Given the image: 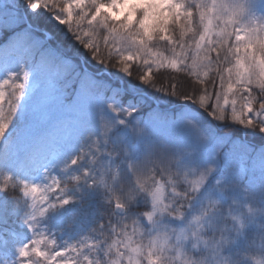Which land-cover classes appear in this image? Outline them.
I'll list each match as a JSON object with an SVG mask.
<instances>
[{"label": "snow or ice", "instance_id": "1", "mask_svg": "<svg viewBox=\"0 0 264 264\" xmlns=\"http://www.w3.org/2000/svg\"><path fill=\"white\" fill-rule=\"evenodd\" d=\"M257 10L264 0H0V54L18 64L0 79V193L11 187L14 201L30 202L23 223L34 232L49 209L77 203L69 190L83 182L103 196L107 220L93 229L99 239L62 249L45 250L56 241L35 232L19 246L5 239L0 264H104L83 254L104 245L105 257L116 253L107 264H122L120 247L129 249L128 264H166L173 235L177 245L191 236L210 249V258L181 253V264H230L222 253L235 239L210 244L202 233L220 229L224 205L249 178L264 203V17ZM96 65L128 81L103 79ZM165 99L175 108L158 103ZM84 133L89 142L67 151ZM13 158L62 164L61 172L75 166L78 174L30 183L6 170ZM93 200L83 191L69 224L87 217ZM195 202L200 211L189 220ZM248 213L231 217L237 237L264 208Z\"/></svg>", "mask_w": 264, "mask_h": 264}, {"label": "trees", "instance_id": "2", "mask_svg": "<svg viewBox=\"0 0 264 264\" xmlns=\"http://www.w3.org/2000/svg\"><path fill=\"white\" fill-rule=\"evenodd\" d=\"M42 16L47 17V20L49 23H53L51 21V17L48 16L47 13H42ZM62 27V26H61ZM63 36V33H61ZM4 41L3 39H0V44H2ZM73 44H76L75 41H72ZM160 50L164 49L163 45H160ZM76 48H81L79 44H76ZM82 51H87L83 50ZM103 51V46H102ZM165 54H168L165 52ZM90 59V57H89ZM95 64V62H92ZM112 63H116V59L114 58L112 60ZM18 67L17 60L14 57H5L3 54H0V79H3L10 71H16ZM97 71L100 73L101 78L103 79H115V78H122L125 82L128 81L127 77H120V74H115V76H110L109 73L105 72V70L100 65H96ZM115 71V69H112ZM164 71V70H161ZM171 71V70H168ZM133 74L138 75V73L135 70V66L133 68ZM159 73H156V75L153 77V79H156ZM165 84H167V79H165ZM142 87V86H141ZM158 103L165 105L167 107L175 108V104L169 105L168 101L160 100ZM11 127V125H10ZM188 128H186L183 132V137L185 139V147L191 146L193 139L191 135L192 129L191 125H187ZM223 131H228V129H223ZM91 135L94 137L98 133V129L91 128L90 129ZM81 142L87 143L89 142V133H84L82 136L77 137L72 141L71 147L67 149V151L75 152L78 151L79 145ZM167 142L161 139L160 147H163ZM63 159V157L61 158ZM42 164V165H41ZM62 167V164L60 165H53L52 163L48 161L40 162L38 165L30 163L28 160L24 158L19 159H11L8 161L6 165V170L13 175V177H20L24 179L27 175L32 174L34 175V181L35 183L39 184H45L49 182L50 176H58L61 179H66L68 176L73 174H78V169L73 166L66 172H61L60 168ZM255 179H258V173L255 175ZM3 182V177L0 176V183ZM254 180L253 178H249L246 180V185L251 186L253 184ZM80 188V191H76L75 189L69 190V195H72L77 203L70 204L65 207H56L53 209H49V211L46 213L45 216L40 217L35 222L36 227L34 229L35 234H37L34 238H41L40 234H43V237L46 240L54 239L56 241V245H51L50 243L42 244L41 247L45 250H52L54 247L57 249L66 248L69 245H79L82 242H84L85 237H89L90 240L88 243H92L93 241L99 239V233L96 231H93V229H96L99 225V223H107L106 217L102 215L106 211V204L104 201V198L102 195L98 194L95 189L87 188L81 182V184L78 186ZM87 190L88 192L92 193L94 195L93 200V207L89 209L90 214L87 217H82L77 219L74 223L69 224V219L71 217L72 211L79 207L80 196L83 191ZM18 193L13 192V189L9 187L8 194L0 193V249H3V240L7 239L9 241L8 247H13L14 245L19 246L22 243L27 242L31 238H33L34 232L29 231L27 226L23 223L24 218H26L27 215L31 214V208H30V202L26 200H19L14 201L12 199L13 196L17 195ZM6 201V202H5ZM53 202H55L53 200ZM145 210L143 206L141 207V211ZM200 211V204L199 202H195L193 208L190 210L188 219H191V215H197ZM165 220L166 223H168L170 228L179 226H183L180 224V222L170 219V218H162ZM254 225L250 224L249 229L247 230V235L249 240H251L253 243L257 244L259 243L257 241V238L255 237L253 233ZM103 231V229H101ZM129 231H131V228H129ZM203 239L208 240L211 244L214 240H218L220 237V231L219 229L210 233V234H203ZM138 242H142L144 244H147V238L140 240L139 237H134ZM193 244H198V246L203 247L202 249L198 248L196 251H192L189 249V244L183 249L184 253H191L194 256H197L199 253H203L205 256H208L210 258V249L205 248L202 241H196L192 238ZM107 245H104L103 247H97L95 251L93 252L92 249H83V254L91 255L95 258L102 259L104 261V264H107V261L109 258H115L116 253L115 250H113L112 253L109 254L108 257H105L103 255L104 251L106 249ZM237 250L243 251L245 250V241L240 240L238 243H234L229 245L226 250L222 253V255L228 257L231 259V254L237 252ZM120 253H123L124 255L120 257L122 264H128L127 261V255L129 254V249H126L124 247H120L119 249ZM75 254H71V256H74ZM4 257L0 256V259H3ZM69 257L66 256V259ZM144 264H147L146 260ZM174 264H177L174 261Z\"/></svg>", "mask_w": 264, "mask_h": 264}, {"label": "clouds", "instance_id": "3", "mask_svg": "<svg viewBox=\"0 0 264 264\" xmlns=\"http://www.w3.org/2000/svg\"><path fill=\"white\" fill-rule=\"evenodd\" d=\"M260 15L264 17V14ZM245 190L248 192L247 198L244 196ZM249 207L254 209L264 208V203H261L252 195L251 189H249L247 185H242L237 195L224 205L223 215L225 223L220 226V237L218 240L221 239V235H224L228 236L230 239H235V243H238L240 240L245 241V250H237V252L232 253L230 264H264V216L257 215L255 221L252 223V225H254L253 233L259 242L258 244L257 242L253 243L249 240L247 235L249 226L246 228L245 235L242 237H237L233 230L231 222L232 215L247 217L249 215ZM188 254L192 256L191 253ZM166 255L168 256L166 264H173L175 258L170 257L167 253ZM197 259H199V257H197Z\"/></svg>", "mask_w": 264, "mask_h": 264}, {"label": "rangeland", "instance_id": "4", "mask_svg": "<svg viewBox=\"0 0 264 264\" xmlns=\"http://www.w3.org/2000/svg\"><path fill=\"white\" fill-rule=\"evenodd\" d=\"M260 14H264V11H259V10H257V11L255 12V15H256L258 18L261 17ZM244 20L246 21V20H247V17H245ZM31 179H32V177H30V176L27 177V180H28L30 183H32V180H31ZM172 252H175V250L172 249ZM177 256H180V254H179L178 252H175L174 258H176ZM175 260L180 261V259H175Z\"/></svg>", "mask_w": 264, "mask_h": 264}]
</instances>
